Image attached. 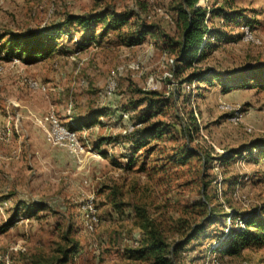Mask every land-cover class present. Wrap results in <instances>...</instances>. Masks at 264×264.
I'll list each match as a JSON object with an SVG mask.
<instances>
[{
    "label": "rangeland",
    "instance_id": "obj_1",
    "mask_svg": "<svg viewBox=\"0 0 264 264\" xmlns=\"http://www.w3.org/2000/svg\"><path fill=\"white\" fill-rule=\"evenodd\" d=\"M181 2L0 0V35L43 32L68 15L86 16L109 7L117 12L135 11L148 24L176 37V8ZM208 2L214 9L239 12L242 19L228 26L219 20L210 25L221 35L213 39L212 50L199 67L228 77L263 64L264 0ZM247 28L254 41L244 40ZM74 37L72 42L66 36L60 41L57 50L66 55L47 60L9 61L4 53L0 55V137L6 132L9 139L0 143V264H147L125 256L127 250L139 247L143 234L139 226L147 222L145 218L163 224L169 242L184 239L175 229L177 224L203 220L205 231L180 251L175 264H264V245L247 248L238 257L213 249L229 233L233 217L264 214V85L244 87L236 83V77L222 84H182L171 71L173 55L163 50L156 37L126 47L112 35L81 50L75 45L80 34ZM111 74L117 83L113 93L107 90ZM35 82L44 90L37 89ZM15 84L36 97L26 96L24 100L36 102L22 108L36 115L34 119L30 113L18 123L3 119L12 115L10 100L25 98L8 89ZM149 92L158 93L168 104L167 115L155 120L166 124L173 135L172 142L164 139L166 145L193 151L186 166H165L164 157L154 155L145 165L125 166L123 158L131 146L116 144H126L125 139L142 127L138 118L146 107L141 102ZM224 105L233 109L223 111ZM49 113L66 125L70 118L84 120L98 113L102 118L89 131L75 134L86 148L74 156L67 153L65 140L47 136L43 120ZM111 139L115 145L108 144ZM256 141L261 149H255ZM96 143H106L101 150L111 155L109 159L88 154ZM17 148L32 150L28 161L23 154L10 158V151ZM238 148L243 149L241 153H231ZM205 196L213 211L209 222L198 211L207 210L200 206ZM91 197L98 218L92 230L87 228L85 210ZM36 203L46 204L47 209L33 218L19 214L11 222L17 205L24 208ZM9 222L11 226L4 228Z\"/></svg>",
    "mask_w": 264,
    "mask_h": 264
},
{
    "label": "trees",
    "instance_id": "obj_2",
    "mask_svg": "<svg viewBox=\"0 0 264 264\" xmlns=\"http://www.w3.org/2000/svg\"><path fill=\"white\" fill-rule=\"evenodd\" d=\"M143 10H145V7ZM240 19L242 17L239 12L229 11L224 7L214 9L208 0H182L176 8L178 34L176 37H169L164 31L142 20L135 11L117 12L106 7L99 12L86 16L68 15L61 23L47 27L43 32L28 31L19 34L5 32L0 35V55L4 53L5 58L9 61L23 60L28 63L47 60L58 54L66 55L64 50H57V48L64 36L68 40L70 39V42L74 41V33L80 34V38L75 42L78 50L91 45L95 41L99 44L109 35L115 36L119 44L126 47L143 45L147 37L151 36L156 37L160 42L162 41L163 50L173 55L175 68L171 67V71L172 74L182 80V84L191 85L194 81L207 82L210 85L214 81H218L222 84L225 81L227 82V79L236 77V83L240 82L244 87H251L250 85L263 86L264 63L253 67L248 66L241 70L239 74L231 73L228 77L227 73L222 75L215 73L210 68L202 70L199 67L208 52L212 50L213 39L219 40V35H221L219 34L220 31H215L212 28L213 26L210 27V25L219 20L225 23V26H228ZM244 27L250 28L251 26ZM159 41L157 42L159 43ZM170 76L169 72L168 77ZM225 86L229 87L228 84H225ZM144 94L146 97L144 96L141 103H145L146 110L138 118V123L142 127L136 129L130 136L131 149L130 154L126 157L127 164L125 166L131 167L138 164V162L145 165L151 155H154L157 159H161L163 156L165 166L167 164L174 165L175 168L186 166L193 158V151L189 152L188 148L181 149L167 146L164 139L167 137L172 142L173 135L168 131L166 124L155 121L167 115L166 110H164L168 109L166 100H162L156 92ZM136 105H134V108ZM101 118L102 114L98 113L84 120H74L75 126L72 127L61 123L72 133L77 134L78 131L91 129L96 123H100L99 119ZM257 143L259 142L256 141L255 144ZM100 145L101 143H97L96 146L100 147ZM260 147V144H257L255 149H261ZM242 150V148H238L231 153L238 155ZM142 151H144V154L139 156ZM102 154H105V152H102ZM203 188L204 194L207 185ZM209 205L208 198L203 197L200 206L207 207V210L206 212L202 209L198 211L204 213L202 214L204 219L207 216L206 222H209L213 216V211ZM46 209V204L42 203L25 206L24 208L17 205L14 211V219L11 222L19 214H25L26 217L33 218ZM145 220L147 222L141 223L139 226L140 231L143 233L139 247L125 252L126 258L130 261L147 264H175L180 251L205 231L203 220L197 224L186 219L185 222L177 224L175 228L178 231L177 233L184 235V239L169 242L162 231L161 226L163 224H157L155 220L147 218ZM212 221L211 223H213ZM232 222L233 226L229 228V233L221 241L218 250L220 255L238 257L247 248L264 245V214L251 213L244 216H235L232 218ZM10 226L11 223L9 222L4 228ZM50 264L55 263L51 262Z\"/></svg>",
    "mask_w": 264,
    "mask_h": 264
},
{
    "label": "crops",
    "instance_id": "obj_3",
    "mask_svg": "<svg viewBox=\"0 0 264 264\" xmlns=\"http://www.w3.org/2000/svg\"><path fill=\"white\" fill-rule=\"evenodd\" d=\"M109 36H112V35H109ZM104 39H106V38H104ZM97 41H95V42H93L92 44H95ZM88 72H91L90 70H88ZM92 75V74H91ZM14 83V82H13ZM26 86H27V84H25ZM28 87V86H27ZM29 88V87H28ZM8 89H11V90H14V92H15V94H21L22 96H25V98H15V99H13V100H10V102H12V108H11V110H13V112H12V115H10V116H5L3 119L4 120H10V121H14L15 123H18V119H20V121L21 120H25V118H26V116L28 115L29 116V113H30V116H31V118H35L36 117V115H32L31 114V112L28 110L27 111V114L25 113V111H23V106H31V107H33V102H36V101H32V99H30V100H24V99H26V96H31V98H36V97H32V93H30V92H28V91H26V90H24L19 84H15V85H13V86H10ZM30 89V88H29ZM0 92H1V90H0ZM21 96V97H22ZM5 110H6V108H5ZM19 112V113H18ZM39 117H41V115L39 116ZM110 118L112 117V116H109ZM67 122V125L68 124H70V123H72L73 125H74V120L72 119V118H70V119H67V121H65V123ZM16 129H18V128H15V130ZM90 130V129H89ZM89 130H87V131H89ZM8 131V130H7ZM16 133L19 135V131H17L16 130ZM86 133V132H85ZM16 134V135H17ZM11 134H10V132H9V136H10ZM1 136H2V138L0 137V143L2 144V142H4V140H6L7 139V141H9V139H8V133H2L1 134ZM19 138V137H18ZM15 140V139H14ZM127 142H126V144H116L118 147H123L124 145H126V147H130L131 146V142H130V138H126L125 139ZM18 141V140H17ZM87 143H88V141H87ZM106 144V143H105ZM105 144H101L100 145V147H98V146H96L97 145V143L96 144H94L95 145V149L93 150V153H88L89 155H91L92 156V158H93V154H99V155H102V156H104L105 158H107V159H109V157L111 156V155H109L108 154V156L107 155H104V154H102V152H104L103 150H101L102 149V147L105 145ZM108 144L109 145H115V140L114 139H111L110 141H108ZM11 152V153H10ZM10 152H5V154L6 155H8L9 153V156H10V158L11 159H18L19 158V156L20 155H26V160L28 161V158H30L31 156H32V150H30V152H27V150L26 151H22V149H20V148H17V150L15 149V150H12V151H10ZM127 156H125L123 159H125L126 161H127V158H126ZM6 158H8V157H6ZM42 158H43V156H42ZM84 161H85V159H84ZM110 161H112L113 162V160L111 159ZM28 206H34V205H32V204H28ZM27 206V207H28Z\"/></svg>",
    "mask_w": 264,
    "mask_h": 264
},
{
    "label": "bare ground",
    "instance_id": "obj_4",
    "mask_svg": "<svg viewBox=\"0 0 264 264\" xmlns=\"http://www.w3.org/2000/svg\"><path fill=\"white\" fill-rule=\"evenodd\" d=\"M244 40L246 41H254L253 35L252 33L249 31V29L247 28L244 32ZM0 72H2V68L0 67ZM30 87H35L34 83L30 84ZM108 87H112L113 88V92L116 90L117 87V83H116V77L114 74H111V76L108 78V82H107V90L108 92L112 93V89L108 88ZM44 90V88H42ZM223 111H229L232 110L233 108L229 105H224L222 106ZM69 111V110H68ZM72 111V110H71ZM237 120V118H236ZM44 125L48 128L46 130L47 132V136L50 138L52 135L54 136V138H56L59 141H63L65 140L68 144H71V137H73V140L77 146V148L79 149V155L82 154L85 151L86 146H84L75 136L74 133H72L70 130L67 129V127H65L56 117L55 114L53 113H49L44 117L43 120ZM57 126V127H56ZM61 130H65V132L67 134H69L70 136H66L64 135ZM67 145H64L67 147ZM74 156H78L77 154H73ZM96 157H99V155H97ZM92 199H93V203H92ZM85 210L88 212V214H96V210L94 208V198L91 197L89 198L88 204L87 206H85Z\"/></svg>",
    "mask_w": 264,
    "mask_h": 264
},
{
    "label": "built area",
    "instance_id": "obj_5",
    "mask_svg": "<svg viewBox=\"0 0 264 264\" xmlns=\"http://www.w3.org/2000/svg\"><path fill=\"white\" fill-rule=\"evenodd\" d=\"M35 83L37 85V89H42V84L40 82H35ZM108 88H111L112 89V93H113V88L112 87H108ZM229 111H231V110H229ZM61 132L64 135H66V136H70L69 134H67L65 132V130H61ZM67 153L69 155L70 154H77V155H79V149L77 148V146H76V144H75V142L73 140V137H71V144L70 145H67ZM92 203H93V199H92ZM87 219H88L87 220V228H89L90 230H92L93 229V226L98 221V218H97L96 214H87ZM241 226H242V224H241ZM220 244H221V242L219 244H217L216 247H214L213 249L219 248ZM0 258H1V256H0ZM212 264H219V262L215 261V262H212Z\"/></svg>",
    "mask_w": 264,
    "mask_h": 264
}]
</instances>
